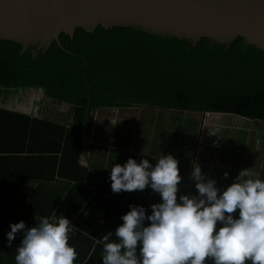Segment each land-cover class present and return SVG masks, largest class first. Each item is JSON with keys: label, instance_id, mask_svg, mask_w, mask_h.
<instances>
[{"label": "trees", "instance_id": "16d2710c", "mask_svg": "<svg viewBox=\"0 0 264 264\" xmlns=\"http://www.w3.org/2000/svg\"><path fill=\"white\" fill-rule=\"evenodd\" d=\"M23 49L0 39V90L41 94L35 116L0 107V264H16L23 234L9 247L12 223L31 227L53 215L72 223L74 264H102V236L111 231L115 240L122 215L140 205L89 180L82 158L95 111L148 106L264 123V52L241 38L193 45L139 26H100L78 28L73 38L62 33L47 49ZM46 102L70 105L69 115L49 117Z\"/></svg>", "mask_w": 264, "mask_h": 264}, {"label": "clouds", "instance_id": "9594fccd", "mask_svg": "<svg viewBox=\"0 0 264 264\" xmlns=\"http://www.w3.org/2000/svg\"><path fill=\"white\" fill-rule=\"evenodd\" d=\"M190 178L195 194L178 197L182 177L173 155L162 154L154 165L131 157L114 164V193L150 187L160 202L151 205L150 215L142 205L129 206L114 231L116 239L109 231L99 241L102 264H205L206 258L214 264H264V180L242 169L221 189L198 164ZM10 229L9 247L17 233L23 234L16 264H74L77 252L69 244L72 223L67 217H41L31 227L21 220Z\"/></svg>", "mask_w": 264, "mask_h": 264}, {"label": "water", "instance_id": "95a60500", "mask_svg": "<svg viewBox=\"0 0 264 264\" xmlns=\"http://www.w3.org/2000/svg\"><path fill=\"white\" fill-rule=\"evenodd\" d=\"M121 25L193 45L241 38L264 52V0H0V39L22 43L23 52L60 44L62 33L73 38L78 28Z\"/></svg>", "mask_w": 264, "mask_h": 264}, {"label": "rangeland", "instance_id": "374dc122", "mask_svg": "<svg viewBox=\"0 0 264 264\" xmlns=\"http://www.w3.org/2000/svg\"><path fill=\"white\" fill-rule=\"evenodd\" d=\"M8 93L0 90V104L32 105L41 98L36 91ZM33 109L37 111V108ZM96 125H99L97 133L102 132L103 126L107 128L109 137L105 139L112 138V146L116 148L107 152L112 155L111 167L117 163L124 164L130 157L137 162L148 159L154 165L162 154H171L178 161L179 171L188 172L190 187L187 194L196 192L190 178L193 164H198L202 172L215 179L217 187L223 189L231 184L228 182L231 175H238L242 169L258 173L264 161V123L234 114L208 113L205 116L138 106L94 112L93 127ZM212 132L216 135H209ZM97 148L101 149L97 144L92 147L94 153H99ZM108 166L105 169L110 171Z\"/></svg>", "mask_w": 264, "mask_h": 264}, {"label": "crops", "instance_id": "0c3cea01", "mask_svg": "<svg viewBox=\"0 0 264 264\" xmlns=\"http://www.w3.org/2000/svg\"><path fill=\"white\" fill-rule=\"evenodd\" d=\"M45 112L47 113V115L51 118L54 117H61V118H65L67 115H69L70 112V108L64 107V106H58L56 104H52L51 102H46L45 103ZM0 107H4L10 110H17L21 113H25L28 115H37L39 112V109L37 107L34 106V103L32 105H29L28 103H26L25 105H20L18 103L13 104L11 103L9 104H0ZM37 108V111L34 112L33 108ZM62 108V109H60ZM49 109V112H47ZM51 110V111H50ZM59 110V111H57ZM57 111V113L55 112ZM100 111V110H97ZM95 111V112H97ZM61 113V116L59 115ZM97 127H99V125H96V127H93V136H97L99 138H93L90 137V141H89V146L87 149V156H83L82 158V163L86 166L90 165V170H89V180L96 185H100V186H106L108 187V192H110L111 190V180H110V171H107L105 169L106 166H108L109 163V169L111 170V161H112V155L109 156V154L107 152L116 149L115 147L112 146V138H109L108 141H106V137L108 138V132L107 128H105L103 126L102 128V132L101 133H97L96 129ZM95 133V134H94ZM97 144V147H100L101 149L97 150L96 152L99 153H94L92 147ZM121 148H119L118 150H120ZM120 151L122 152H126V150L124 148H122ZM89 152V153H88ZM262 167L263 164L261 165V169L260 172L255 173L254 171H252L251 169L248 170L250 172H252L254 174L255 177L260 178V173L262 171ZM237 172V171H236ZM240 172V171H239ZM182 175V180L180 182V184L178 185L179 191H178V197L181 194H187L188 192V188L190 187L189 184V179L187 181V171H181L180 172ZM237 177V175L233 174L228 178V182L232 183L235 178ZM122 195H124V199H131L133 200L135 203L140 204V205H145L148 206L149 208L151 207V205L153 203H159L160 202V195L156 192H154L150 187H146L145 190L141 191V190H136V191H132V192H126V191H121L120 192ZM189 194V193H188ZM237 214H238V210H237Z\"/></svg>", "mask_w": 264, "mask_h": 264}, {"label": "flooded vegetation", "instance_id": "af4514ba", "mask_svg": "<svg viewBox=\"0 0 264 264\" xmlns=\"http://www.w3.org/2000/svg\"><path fill=\"white\" fill-rule=\"evenodd\" d=\"M59 115L61 116V113Z\"/></svg>", "mask_w": 264, "mask_h": 264}, {"label": "built area", "instance_id": "2783aa9c", "mask_svg": "<svg viewBox=\"0 0 264 264\" xmlns=\"http://www.w3.org/2000/svg\"><path fill=\"white\" fill-rule=\"evenodd\" d=\"M78 264H81V263H78Z\"/></svg>", "mask_w": 264, "mask_h": 264}]
</instances>
